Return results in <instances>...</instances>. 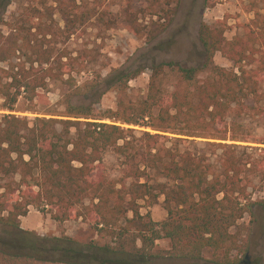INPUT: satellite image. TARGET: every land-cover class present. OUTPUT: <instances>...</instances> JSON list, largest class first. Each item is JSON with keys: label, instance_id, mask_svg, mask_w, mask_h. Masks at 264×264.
I'll list each match as a JSON object with an SVG mask.
<instances>
[{"label": "trees", "instance_id": "16d2710c", "mask_svg": "<svg viewBox=\"0 0 264 264\" xmlns=\"http://www.w3.org/2000/svg\"><path fill=\"white\" fill-rule=\"evenodd\" d=\"M135 2L144 7L134 9ZM177 3L122 0L118 19L138 35L142 19L157 17L161 32ZM252 12L231 39L225 20L201 23L203 67L153 66L143 99L127 93L137 71L110 75L103 82L116 91L113 110L67 105V120L18 118L10 114L18 98L45 103L48 80L59 76L36 58L0 69V108L9 113L0 116V264H154L153 242L160 239L169 242L167 259L196 262L208 254L210 264H243L249 246L230 230L244 216L253 218L254 206L264 211V202H253L248 192L254 180L264 183V154L256 147L264 145L256 135L264 122V14ZM71 14L77 18L72 8ZM31 55L50 59L37 47ZM216 55L232 68L215 65ZM133 128L150 132L137 137ZM194 139L204 140L203 148L182 147ZM110 150L119 161L115 179L103 161ZM159 197L165 218L156 224L149 212L140 213V203L149 208ZM29 208L49 212L57 223L86 222L113 245L24 231L19 219Z\"/></svg>", "mask_w": 264, "mask_h": 264}, {"label": "rangeland", "instance_id": "374dc122", "mask_svg": "<svg viewBox=\"0 0 264 264\" xmlns=\"http://www.w3.org/2000/svg\"><path fill=\"white\" fill-rule=\"evenodd\" d=\"M120 5L122 0H67L66 3L62 0H0V69L6 71L22 63L28 66L29 58L32 61L36 58L40 60L41 68L49 67L52 73L59 76L58 80H48L45 103L34 101L29 104L18 98L10 114L29 121L35 117L67 120V105L89 107L96 111L113 110L116 91L103 81L116 72L137 71L139 74L128 81L127 93L131 99H143L149 70L153 66L172 62L184 68L203 67L205 55L197 31L201 23L211 25L225 20L228 27L225 35L231 39L241 34V25L252 19L254 9L264 14L263 0H217L207 6L204 0H178L172 20L163 31L155 30L160 23L157 17L145 18L139 21L144 30L132 35L122 28L118 19ZM142 7L144 4L141 2L133 4L134 9ZM71 8L77 18H73ZM160 17H163L162 14ZM35 47L40 48L41 54L45 51L50 55L47 64L46 56L37 58L31 55ZM213 62L226 69L232 68V64L219 55ZM205 75L206 72H203L200 77ZM165 87L167 91L170 88L168 83ZM3 114L9 113L0 108V116ZM79 122L84 120L79 119ZM260 124L256 135L258 139H264V122ZM133 130L137 137L142 132H150L143 128ZM71 134L75 135L73 128ZM203 142L201 139H196L195 143L185 141L182 147L192 149L196 146L201 149ZM238 145L255 146L249 143ZM256 147L264 154V145ZM103 161L109 177L117 178L119 161L111 150ZM248 192L253 202H264V183L254 180ZM162 202L163 198L159 197L149 208L140 203V213L149 212L152 221L160 224L165 218ZM252 213L253 218L244 216L230 233L238 236L243 248L249 246L243 264H249L253 258L260 259V263L264 264V211L254 206ZM19 226L38 237H68L81 244L92 241L98 245H113L109 240L97 237L86 222L57 223L51 220L49 212L41 213L33 208H29L27 215L19 219ZM153 243L151 254L156 258L154 264H210L207 262L208 254L196 262L167 259L165 254L170 248L169 242L160 239ZM125 244L131 247L130 240H126Z\"/></svg>", "mask_w": 264, "mask_h": 264}]
</instances>
